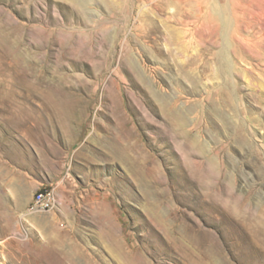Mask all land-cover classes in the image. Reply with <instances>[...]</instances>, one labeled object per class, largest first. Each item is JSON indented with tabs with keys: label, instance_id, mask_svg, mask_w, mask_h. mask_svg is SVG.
I'll list each match as a JSON object with an SVG mask.
<instances>
[{
	"label": "rangeland",
	"instance_id": "374dc122",
	"mask_svg": "<svg viewBox=\"0 0 264 264\" xmlns=\"http://www.w3.org/2000/svg\"><path fill=\"white\" fill-rule=\"evenodd\" d=\"M0 264H264V0H0Z\"/></svg>",
	"mask_w": 264,
	"mask_h": 264
},
{
	"label": "built area",
	"instance_id": "2783aa9c",
	"mask_svg": "<svg viewBox=\"0 0 264 264\" xmlns=\"http://www.w3.org/2000/svg\"><path fill=\"white\" fill-rule=\"evenodd\" d=\"M55 200L53 195L45 189H39L33 194L31 201V211L48 213L53 210Z\"/></svg>",
	"mask_w": 264,
	"mask_h": 264
},
{
	"label": "bare ground",
	"instance_id": "6f19581e",
	"mask_svg": "<svg viewBox=\"0 0 264 264\" xmlns=\"http://www.w3.org/2000/svg\"><path fill=\"white\" fill-rule=\"evenodd\" d=\"M32 201H33V198H32Z\"/></svg>",
	"mask_w": 264,
	"mask_h": 264
}]
</instances>
